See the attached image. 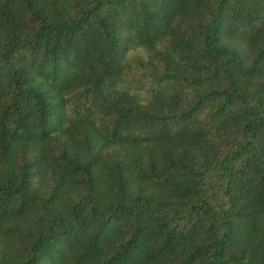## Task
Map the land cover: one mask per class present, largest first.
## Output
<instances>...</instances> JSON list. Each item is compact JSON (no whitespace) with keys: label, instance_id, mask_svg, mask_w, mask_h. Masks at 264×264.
<instances>
[{"label":"trees","instance_id":"obj_1","mask_svg":"<svg viewBox=\"0 0 264 264\" xmlns=\"http://www.w3.org/2000/svg\"><path fill=\"white\" fill-rule=\"evenodd\" d=\"M0 264H264V0H0Z\"/></svg>","mask_w":264,"mask_h":264}]
</instances>
